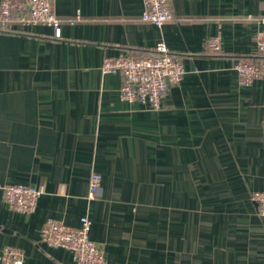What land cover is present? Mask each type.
I'll return each instance as SVG.
<instances>
[{
    "label": "crops",
    "instance_id": "0c3cea01",
    "mask_svg": "<svg viewBox=\"0 0 264 264\" xmlns=\"http://www.w3.org/2000/svg\"><path fill=\"white\" fill-rule=\"evenodd\" d=\"M52 2L60 38L47 25L0 31V187L42 190L25 213L0 188V253L73 264L41 226L86 216L105 264H264V217L250 200L264 190V78L240 86L234 69L256 53L258 26L242 18L264 15V0H170L161 27L140 19L142 0ZM215 34L233 56L206 54ZM160 41L182 79L160 109L122 100L123 77L102 73V59ZM93 171L102 181L89 199Z\"/></svg>",
    "mask_w": 264,
    "mask_h": 264
},
{
    "label": "built area",
    "instance_id": "2783aa9c",
    "mask_svg": "<svg viewBox=\"0 0 264 264\" xmlns=\"http://www.w3.org/2000/svg\"><path fill=\"white\" fill-rule=\"evenodd\" d=\"M140 19L161 27L172 19L170 0H142ZM243 21L254 22L256 53L264 56V15L247 14ZM60 19L56 15L52 0H0V31L17 32L34 26L47 25L53 36L60 38ZM206 50L215 53L221 50V38L215 34L208 38ZM240 86L250 85L256 78H264V60L252 62L238 59L234 64ZM102 73H116L123 77L119 88L122 100L138 101L149 108H162L166 90L180 82L184 68L180 58L173 54L164 42H157L148 54H123L105 56L101 63ZM102 175L90 173L88 198L94 199L101 187ZM7 205L18 212L29 213L36 208L41 188L29 184H5L0 187ZM250 200L256 205V212L264 217V190L250 192ZM91 221L82 216L78 226H69L60 220L49 218L41 226L40 238L45 244L68 249L73 254V264H105L100 248L89 237ZM3 264H21L22 252L6 246L0 253Z\"/></svg>",
    "mask_w": 264,
    "mask_h": 264
},
{
    "label": "trees",
    "instance_id": "16d2710c",
    "mask_svg": "<svg viewBox=\"0 0 264 264\" xmlns=\"http://www.w3.org/2000/svg\"><path fill=\"white\" fill-rule=\"evenodd\" d=\"M149 52H150V50L145 51V52H142L141 54H136V55H145V54H148ZM206 54H209V55H212V56H233V54L224 52L222 50H220L218 52H215V53H209L207 51ZM237 58L238 59H248V60H250L252 62H256V63L264 60V56H262L259 53H254V54H241V55H238Z\"/></svg>",
    "mask_w": 264,
    "mask_h": 264
}]
</instances>
